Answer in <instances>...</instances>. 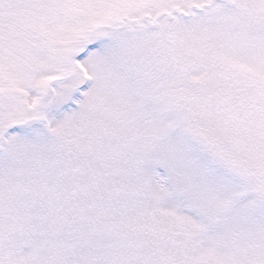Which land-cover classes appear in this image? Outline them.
<instances>
[{"label": "snow or ice", "instance_id": "obj_1", "mask_svg": "<svg viewBox=\"0 0 264 264\" xmlns=\"http://www.w3.org/2000/svg\"><path fill=\"white\" fill-rule=\"evenodd\" d=\"M0 264H264V0H0Z\"/></svg>", "mask_w": 264, "mask_h": 264}]
</instances>
